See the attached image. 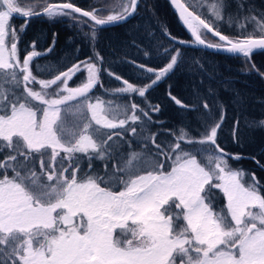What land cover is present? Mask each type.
<instances>
[{
  "label": "snow or ice",
  "instance_id": "6c2138e0",
  "mask_svg": "<svg viewBox=\"0 0 264 264\" xmlns=\"http://www.w3.org/2000/svg\"><path fill=\"white\" fill-rule=\"evenodd\" d=\"M171 3L191 43L245 61L254 50H264V14L245 16L241 23L239 11L225 16L226 0H213L210 22L181 0ZM138 5L139 0H125L105 16L104 8L83 10L70 0L29 7L0 0V264H264V184L255 173L233 168L230 160L245 157L218 142L224 105H218L217 121L203 104L207 118L196 117L203 128L198 137L181 126L170 133L171 141L157 142L158 133L145 120L153 123L149 110L159 112V106L117 102L133 94L146 99L177 65L179 49L172 54L164 48L170 60L158 69L128 61L138 78L149 81L143 86L108 70L122 86L105 90L110 99L97 96L94 102L95 88H103L98 52L95 60L78 61L51 79H38L31 64L54 50L55 34L45 51L36 50L33 41L20 59L19 40L33 17L65 19L78 32L87 28L91 35L83 38L95 48L99 31L126 21ZM15 14L26 18L19 30L10 25ZM218 22L238 26L239 35L222 34ZM248 24L256 27L246 32ZM207 34L218 42H207ZM164 35L174 44L189 43L166 29ZM80 73L86 74L81 83L69 86ZM168 95L185 111L199 112L198 105L171 95L170 87ZM249 126L264 128V120ZM238 132L237 119L235 143Z\"/></svg>",
  "mask_w": 264,
  "mask_h": 264
},
{
  "label": "trees",
  "instance_id": "16d2710c",
  "mask_svg": "<svg viewBox=\"0 0 264 264\" xmlns=\"http://www.w3.org/2000/svg\"><path fill=\"white\" fill-rule=\"evenodd\" d=\"M45 1L66 2V0ZM181 1L189 6V10L194 14L212 22L210 5L213 0ZM70 2L83 10L104 8L103 15L108 10L106 0H70ZM226 3L225 16L230 13L235 17L239 11L241 23L245 16L259 18L261 14H264V0H226ZM25 22L26 19L14 16L10 20V25L19 30ZM217 26L224 35L232 38L239 35L238 26L229 27L226 22H218ZM254 27H256L255 24L246 25V32H251ZM165 29L171 33L172 37L186 42L191 41L167 0H139L135 14L127 21L103 27L99 31L95 48H92L83 38L84 33L91 35L87 28L84 32H78L70 27L65 19L33 17L19 40V55L22 61L23 56L26 55L25 50H32L33 41H36V50L45 51L51 45L53 34H55L54 50L46 56L35 58L31 64V70L38 79H51L78 61L89 57L95 60L94 53L98 52L103 58L101 66L103 88L100 86L95 88L92 93L94 102L97 96L105 100L110 99L111 97L105 95V90L113 92L122 86L121 81L107 75L108 70L121 76L122 80L133 83L134 86H143L149 81L138 78L140 73L133 63L128 61L158 69L170 60V55H163L164 48L171 49L172 54L179 49L181 55L177 65L166 79L146 93V99L133 94L131 97L124 96L122 101L118 99L117 102L134 101L145 108L149 103L158 105L159 112L149 110L153 123L149 124L145 120V125L150 131L158 133L157 142L171 141L173 137L170 133L178 132L181 126L186 127L198 137L199 131L203 128L196 117L204 114L207 118L203 104L205 102L209 104L215 120L218 121L220 116L218 105L222 103L226 119L219 131L218 142L229 153H239L245 157L238 161L230 160L233 168L244 169L249 174L255 173L257 179L264 184V168L259 167L255 162L259 160L261 164H264V128L249 126L253 120H264V50H254L251 59L245 61L240 55L221 54L196 46L174 44L164 35ZM207 35L212 41H217L212 35ZM257 35H259L258 32ZM77 48H79L78 53ZM253 65H255L254 68ZM85 75V73L78 74L70 81L69 86H78ZM32 86L39 88V85ZM169 87L171 95L187 105H198L199 112H188L177 106L169 98ZM237 119L239 120V143H235L232 136ZM137 128L139 130L140 125H137ZM124 139L128 140L129 137L125 136ZM134 140H139V137ZM140 147L141 145L135 142L132 144V148L137 151ZM124 151H128L127 145ZM248 157H255V160ZM2 158L0 156V159ZM95 167L103 170L101 162H95ZM220 203H223L222 199Z\"/></svg>",
  "mask_w": 264,
  "mask_h": 264
},
{
  "label": "rangeland",
  "instance_id": "374dc122",
  "mask_svg": "<svg viewBox=\"0 0 264 264\" xmlns=\"http://www.w3.org/2000/svg\"><path fill=\"white\" fill-rule=\"evenodd\" d=\"M18 2L20 3L21 6L23 7H29L32 6L34 4H39V5H46L48 2L45 0H18ZM125 2V0H106V8L108 10H106L105 14H109L110 11H119L120 10V5ZM110 9V10H109ZM37 11L42 10L41 8H37ZM104 14V15H105ZM26 19V18H24ZM205 39L207 42H211V43H216L218 41H212L210 39V37L208 35L205 36ZM37 89V88H36Z\"/></svg>",
  "mask_w": 264,
  "mask_h": 264
},
{
  "label": "water",
  "instance_id": "95a60500",
  "mask_svg": "<svg viewBox=\"0 0 264 264\" xmlns=\"http://www.w3.org/2000/svg\"><path fill=\"white\" fill-rule=\"evenodd\" d=\"M167 2L169 3V5L171 6V9L172 11L176 14L178 20L180 21L182 27L185 29V31L187 32L188 36L190 37L191 41L193 40V38L191 37L189 31L187 30L186 26L182 23V21L179 19V15H178V12L176 11V8L172 5L171 3V0H167ZM182 2V1H181ZM183 3V2H182ZM14 16L16 17H19L18 14H15ZM20 18V17H19ZM128 20V19H127ZM126 20V21H127ZM125 22V21H123ZM122 23V22H120ZM120 23H117V24H120ZM112 25H116V24H111V25H108V26H112ZM106 27V26H105ZM206 31V30H205ZM211 35V34H210ZM217 41H218V38L214 37ZM191 41L189 43H185V44H180L182 46H196V47H200L202 49H205V50H208V51H212V52H217V53H221V54H229V55H238V54H230L226 51H222V50H216V49H213V48H207V47H204V46H200V45H196L194 43H191ZM186 42V41H185ZM257 50H261V49H257Z\"/></svg>",
  "mask_w": 264,
  "mask_h": 264
}]
</instances>
